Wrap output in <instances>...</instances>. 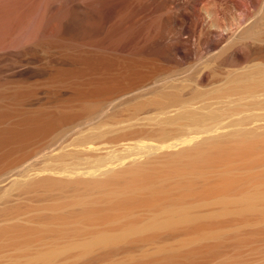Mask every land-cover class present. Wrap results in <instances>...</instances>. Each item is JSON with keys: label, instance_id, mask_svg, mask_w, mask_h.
<instances>
[{"label": "bare ground", "instance_id": "obj_1", "mask_svg": "<svg viewBox=\"0 0 264 264\" xmlns=\"http://www.w3.org/2000/svg\"><path fill=\"white\" fill-rule=\"evenodd\" d=\"M25 1L29 6L36 3L29 8L37 14L24 8ZM28 1L18 0L23 9L8 8L16 12L14 20L7 9L0 10L1 33L6 40L13 29L22 32L29 17L34 22L37 18L32 25L35 35L29 38L30 32L26 43L50 45L69 60L70 91L65 100L33 114H5L0 154L40 141L41 146L27 170L5 179L0 195L26 193L32 195L29 202L34 199L41 207L24 223L0 228L1 240L11 241L15 248H114L141 241L160 247L163 244L156 238L162 234L205 231L218 216L262 213L264 61L247 44L261 19L260 0H251L255 4L250 13L245 12L248 0L245 7L239 5L246 0L238 4L234 0ZM20 9L31 16L24 17ZM9 17L20 26L15 28ZM11 32L6 48L14 47L15 35H20ZM190 42L203 51H197L200 55L194 59L198 66L192 64L198 70L165 77L146 74L144 68L152 64L146 58L153 60L151 66L163 62L183 67L195 49L189 50ZM100 55H115L113 62L124 63L126 57L128 64L130 58H145L151 64L143 63L148 67L142 68L141 59L138 65L139 59L125 63L121 77L119 66L125 65L116 68L117 61L112 68L108 56L103 57L105 62L110 59L107 65L104 60L99 65ZM90 56L100 67L90 62ZM92 64L97 69L110 66L112 73L117 70L113 75L102 69L108 75L100 73L104 79L111 74L112 81L128 76L127 86L121 88L124 82L119 79L115 89L110 78L96 79L98 74L92 78ZM132 65L148 76H141L137 67L135 76L129 77ZM209 65L220 69L215 80L201 72V66ZM136 73L146 80L153 77L143 82ZM135 77L141 83H134ZM102 82L115 85L104 84L108 90L100 92L96 87L102 88ZM51 135L67 137L56 144L47 137ZM25 156L20 163L31 154Z\"/></svg>", "mask_w": 264, "mask_h": 264}, {"label": "rangeland", "instance_id": "obj_2", "mask_svg": "<svg viewBox=\"0 0 264 264\" xmlns=\"http://www.w3.org/2000/svg\"><path fill=\"white\" fill-rule=\"evenodd\" d=\"M254 1L257 2L258 0H254ZM254 1H252V2L255 4ZM260 1L262 3V6H263L261 19H260L259 25L255 29L256 30L255 33L252 35V38L249 39L247 44L250 46V47L249 46L248 47L252 49L253 55L257 54L256 57L259 56L264 61V0H260ZM6 2H8V3H6ZM6 2H5V4H4V2L0 3V10H2V12L4 9L8 10V8L10 10H12L13 8H18V9L22 8L23 9V7L19 6L20 4H18V3L20 1L18 2V0H16V1L15 0H13V1L7 0ZM28 2H30V1H28ZM234 2H235V4H238V2L239 3L241 2V0H239V1L234 0ZM15 3L18 5H16ZM21 3H22V6H24L23 5L24 3L23 2H21ZM241 3H244V4H241ZM241 3L239 6L243 5L245 7V5H247V0L245 2H241ZM248 3L250 4L251 8L248 6L249 5L248 4L247 5L248 7L246 6L247 11L245 9V12L250 13V11L253 10L252 9L253 3L251 4V0H248ZM13 4H15L16 6ZM26 4H28V3H26V1H25V7L24 8L26 10L28 9L30 12L32 11L31 9L35 10L34 8H31V9L29 8V7H32L33 3L30 6L26 5ZM35 4L36 3H34L33 5H35ZM248 8H250V9H248ZM22 9H20V10L22 11ZM25 9H24V11H22L23 13L25 12ZM10 10H8V11L11 12ZM13 10H15V9H13ZM30 12H28V13H30ZM15 13L12 14V12H11L10 17L13 18L12 15H15ZM21 13H20V15H21ZM32 13H33V11L31 12V14ZM4 14H7V13L5 12ZM18 14H16V15H18ZM26 14L27 13L23 14L24 17ZM31 14H29V16H31ZM33 14H37L36 11ZM1 15H3V14H1ZM1 15H0V17H1ZM23 15L20 16V19ZM27 16H28V14H27ZM33 16H31L32 18L29 17L30 21H28L27 24L22 22L23 25L24 24L26 25V26L24 25V27L20 28L22 30L24 29L22 32L21 31L19 32V30L16 31L17 29L14 30L13 28L14 27L16 28V26L17 27L20 26V25H18L19 23H17V22H21L24 17H22V19L20 21L19 18L16 16L19 20V21L17 20L16 24H14L15 23L13 21L14 18L12 20L9 17L13 21V23L12 22L11 23L14 25V27L12 26V29H13L12 32L11 31L10 32L13 34H14V32L20 33V35L18 33L16 35L14 34L15 36H18L17 41H19V45H17V46H19V47H16L17 41H15L13 39L16 42V43H14L15 44L14 47H10L12 45H10V46L7 45V47H9V48H6L5 46L7 43L5 44V41L7 42L9 40V38H11L12 34L7 39L8 35L10 34V32H8V34L6 36V40H5V32H3L4 33L3 34V33H1L2 30H0V119H1L0 120V128H4L6 126V125H4L5 124L4 122H5V118L7 117V115H16V117H17V115L24 114V113L33 114L36 111L40 110V108H43L45 106L51 107L54 104V102L58 99L59 100L60 99L65 100L67 96L69 97L68 92L70 91L69 90L70 85L68 82L69 81L68 80L69 79L68 74H70V72H72L71 71L72 69L69 66L70 65L69 60L64 56H61V54H59L58 52L56 53L55 52L56 50L53 49L52 47L48 48L50 45H48L47 48H45L46 46L45 47L42 46L43 48H41L38 45H37L38 47L35 46V44L32 45L31 42H30L31 44L26 43L27 42L26 40L28 38V34L30 32H32L33 34L31 33L29 38H33L35 35V32H33V31L36 30V28L34 26L36 25L35 22L37 21L36 20L37 18L35 19V22H34ZM3 17H5V16H3ZM6 17H8V16H6ZM28 17L26 18L27 20H28ZM3 20H5V18H3ZM251 20H253V19H251ZM1 21H2V19H1ZM23 21H25V19ZM31 21L34 24L30 23ZM7 22H9V20ZM7 22H5V23H7ZM32 25H34V26L32 27ZM21 26H22V24H21ZM4 30H6V29L4 28ZM10 30H11V28H10ZM29 38H28V40H30ZM10 41H12V40H10ZM257 42L259 43V45H261L258 48L255 46V43H257ZM20 43H24V44H20ZM106 43L109 44L108 42H106ZM106 43H105V45L109 46ZM191 43L192 42H190L188 45L189 50L190 49L193 50L194 48L195 49H194V51L190 50L191 55H189V56L191 58L190 59L187 58L188 60L187 59L185 60V62L186 61H189V62H186L184 64V66L181 67L180 69H178V67H176V66H175L176 68H174L173 67L174 65H172V64L171 65H167L168 63L163 64V62H161V65H159L160 64V62H159V64L154 63L156 66L155 65L151 66L153 64V60H151L149 58H146V59H148L152 63V64L150 63L151 65L149 63L147 64V62H149V61L146 60L145 58H140L142 60L141 65H138V63L140 64V62H141V60L139 58H135L137 60L139 59L138 61L135 59L133 60V58H130L131 62H129V63L134 64V61H137V65L140 67H142V66L148 67V66L143 65V63L150 65L147 69L144 68V71L146 70V72H147L146 74L149 73L150 75H153V76L156 75V76H162L163 77L164 74L165 75L167 74L168 76H170V74L172 76H175V75L177 76L178 74L179 75L181 73L183 74V72L191 73L189 71L198 70V69H195V67H197L198 65L194 62V59H197V57H199V55L202 51V50H198V48L200 49V47H198L196 45V43H192V44ZM194 44L196 46H194ZM189 46L193 47V48H190ZM53 50H55V51H53ZM197 51H200V53L197 54ZM256 51H258L259 53ZM194 52H196V53H194ZM193 53H194V56H193ZM108 55H110V54H108ZM108 55H104L105 57L104 56L103 57L107 58ZM90 57H88V58H90ZM103 57L98 58V59L96 58V59L99 62L103 63L102 60H104V62L106 60ZM108 57L111 58V60L108 58L110 61H112L113 59H116L115 55L113 56L114 58L112 56H108ZM118 58L119 57L117 56V59ZM122 58H125L126 62L129 59L126 57H122ZM90 59H92V57ZM90 59H87L86 61L88 62V60L90 61ZM96 59L94 57V59H92V61H90V62L93 63L95 61L94 64L98 65V61ZM108 59H107V61H108ZM118 60H116V62ZM110 61H108L109 62L108 65H110V63H111L112 68H113V66L115 67V65L117 66L116 68H118L119 63H121V64L123 63L125 65V67H122L121 65H120L121 67L119 66V68H121V69H119V74H120V70L122 71L123 68L126 69V64L130 65L126 62H125L126 63L125 64L123 61L120 62L121 60L118 61L117 63L113 62V61L110 62ZM132 61H133V63H132ZM154 61L158 63V61H156V60H154ZM102 63L101 64L99 63V65H104V63L103 64ZM107 63H106V65H107ZM193 63H195L197 66L195 64L192 65ZM87 64H90V63L88 62ZM94 64H92L89 68L91 69L92 66L94 68V66H95ZM112 64H115V65H112ZM99 65H98V67H100ZM106 65L104 66V68L106 67ZM87 66H89V65H87ZM132 66H134V65H132ZM187 66L189 69L187 68ZM95 67L97 69V66H95ZM107 67L109 69H112L110 66H107ZM128 67H130V66H128ZM137 67H135V66L133 67V68H135L134 73H132V75H129V77L135 76L134 74L136 72L135 70ZM140 67L137 68V71L139 72V74L144 72ZM201 67H202V70H201V68H199V70H201L202 73L204 72L207 77L209 76L208 79L210 78L212 80H215V76L218 75V72H220L219 67L217 68V66H215V65H211V66L209 65L208 67H205V66H201ZM203 67H204V69H203ZM69 68H70V70H69ZM89 68H86V69L89 70ZM93 68H92V70H94V72L92 71L93 74L91 73L90 75L91 76L93 75L92 78H95L98 76L96 79L101 77V76L99 77V75H100L102 69L107 70L106 68L104 69L103 67H101L102 69H97L98 71H100L98 73V71L93 69ZM133 68H128V69L133 70ZM173 69H175L174 70L175 73H174ZM177 70H179V71H177ZM96 71H97V73H95ZM116 71L117 70H115V72ZM126 71L127 70H125V72ZM128 71H127V73H131L130 71L129 72ZM109 72H111V70H109ZM115 72H113V73H115ZM79 73H81V71ZM111 73H109V75ZM122 73H124V71H122ZM127 73H125V74H127ZM144 73H142V74H144ZM94 74H98V75L95 76ZM107 74H108V72H107ZM116 74H118V73H116ZM146 74H144L145 78L149 75L148 74L146 76ZM102 75H106V72ZM113 75H115V74H113ZM120 75L122 77V74H120ZM140 75H139V77H140ZM110 76H109V78H110ZM116 76H115V78H116ZM141 76H143V75H141ZM105 77H108V75H106ZM105 77L103 76V77H101V79L102 78L104 79ZM118 77H119V78H117L118 80L119 79L122 80V78H120V76H118ZM136 77H138V74L136 75ZM136 77L131 78V79L132 80L136 79ZM144 77H142V78H144ZM152 77H150V78H152ZM92 78H90V80H91L90 82H93L92 84H94L95 79L92 80ZM109 78H108V80H109ZM112 78H114V76ZM127 78H128V76H127ZM127 78L123 76V79H125L126 81L128 79H130V78H128V79ZM138 78H137V80H138ZM140 78H139V80H142V78L141 79ZM148 78H147V80H148ZM150 78H149V80H150ZM101 79H99V80H101ZM144 79L142 80L143 82L147 81L146 79L145 80ZM104 80L108 81L107 79H104ZM110 80L112 81L111 78H110ZM115 80L116 79H114V81H112V82H115V84H116V81H117V83L121 84L120 81L118 82V80H116V81ZM125 80H122V81L124 82ZM96 81H98V80H96ZM133 81H134V83L138 82L135 80H133ZM112 82H109V83H111V84H109L110 86L113 84ZM125 82L121 84L122 86L119 84L121 88L127 86L125 84ZM128 82H127V84H128ZM81 83H83V82H81ZM97 83H100V82L99 81L96 82L95 85H99ZM138 83H141V81H139ZM104 84L105 83H103L102 88H100L101 86H99V88L96 86H93V87H96L100 92H102L103 88H105ZM115 84H113V85H115ZM129 84H132V82L131 83L129 82ZM105 85L107 87H109V85H107V83ZM116 86L118 87V85L117 84L115 85V89H118ZM111 88L113 89L114 87L112 86ZM112 89H110V91ZM105 90H106V88L104 89V91ZM107 90H108V88H107ZM6 113H7V115H5ZM122 114L124 115V113H121V115ZM16 117H13V119ZM119 117H120V115H119ZM15 120H17V118L14 119V121ZM14 121H11V122L14 123ZM60 135L59 136L57 135L56 137H54L55 135H53V136L51 135V136H47V137L48 138L51 137L50 138L51 142L53 140V142H56V144H58V143H60V141L62 142L67 137L66 135H63L62 137ZM58 137H60V138H58ZM48 138H46V139H48ZM46 139H43L42 141H44V140L48 141ZM54 139L55 140L57 139V140L54 141ZM39 143H41V141ZM39 143L37 145H36V143H35V145H34V143H33V145L28 144V146L26 145L27 148L25 146H23L25 148H22V149H20V147L19 148L17 147V148H14L16 150L13 149V151L11 148L10 152L8 151L9 153L6 150H5V152L1 153L2 155H4L3 153L7 152L6 156H3V157L1 156L2 158L0 157V182H1L0 185L1 186L4 185L3 183H5L4 181L8 176L12 175L13 173H17L19 171L24 172L25 170H27V165L29 163L33 162L37 158V157H34V155H35L34 151L36 152V150H38V148L41 146ZM6 149L9 150L10 148H6ZM25 153H27V155ZM28 153L31 154V156L27 157V159H25L26 161L24 160L23 163H20L21 156L22 157L25 155L28 156ZM26 156L24 158H26ZM19 164H20V166H18ZM28 169H30V167ZM0 197H1L0 198V228H4L5 225H9V224H13V223H16V224L24 223V221L27 218H29L32 213H35L36 210H38L41 207V206L40 207L38 206V204L40 202H36V201H34V199H31V202H29L28 198H32V195L29 196L26 193L22 194V193H18V192H13L11 196L5 197V196L0 195ZM262 206H264V205H262ZM262 209H264V208H262ZM262 209L260 210L259 214L261 212L262 213L260 215H257V213H256L255 216H254V214L253 215L252 214H250V215L249 214L248 215L247 214H245V215L244 214L243 215H241V214L236 215L235 214V216L233 214V216L230 215V217H229V215H226L224 218H221V216L215 217V219L213 218L214 220H211L210 229L209 228H208V230L205 229V231L204 230L203 231L200 230V232L199 231H197V232H195V231H180V232H170V233L162 234L161 237L157 236V238H156L157 241L159 240V242L161 244H163L160 247H154L151 245L149 246L147 243H145V245H144L143 244L144 242L141 241L140 243L139 242H137V244L135 243V245L133 243L128 244V245L124 244V245H121L119 247H114V248L113 247L112 248H92V249L91 248H36V247H33V248H15L16 247L15 245L14 246L10 245V243H12L11 241L5 242V238H3V240L0 239V264H264V210H262Z\"/></svg>", "mask_w": 264, "mask_h": 264}]
</instances>
